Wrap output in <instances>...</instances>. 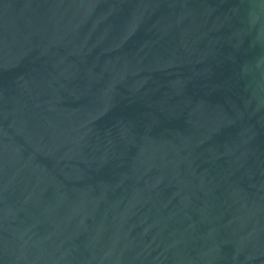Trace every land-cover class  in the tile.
Wrapping results in <instances>:
<instances>
[{"label":"water","instance_id":"1","mask_svg":"<svg viewBox=\"0 0 264 264\" xmlns=\"http://www.w3.org/2000/svg\"><path fill=\"white\" fill-rule=\"evenodd\" d=\"M0 264H264V0H0Z\"/></svg>","mask_w":264,"mask_h":264}]
</instances>
